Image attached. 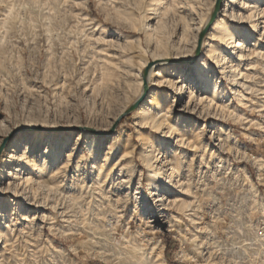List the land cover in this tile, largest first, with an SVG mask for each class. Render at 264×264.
<instances>
[{
  "label": "rangeland",
  "instance_id": "1",
  "mask_svg": "<svg viewBox=\"0 0 264 264\" xmlns=\"http://www.w3.org/2000/svg\"><path fill=\"white\" fill-rule=\"evenodd\" d=\"M151 1L0 0V140L13 133L71 128L45 130L41 143L22 141L21 150L44 162L41 179L58 186L66 199L53 207L50 195L43 206H35L12 191H0L8 232L7 241H0V264H264V0L257 27L246 17L225 14L254 35L242 64L243 85L206 57L208 75L219 85L215 100L223 102L224 111L199 102L194 103L197 112L184 110L187 95L181 99L175 89L162 101L173 106L175 119L187 121L185 137L195 142L183 148L173 138L165 147L177 149L178 179L184 182L183 190H169L165 210L149 188L139 151L140 133H147L152 145L167 137L137 120L139 105L119 118L134 104L139 84L148 92L155 52L170 57L164 71L173 64L196 67L190 57H173L188 54L196 37L194 52H203L217 0H162L168 8L164 14L152 10ZM190 77L194 94H208L194 71ZM164 87L154 86L152 97ZM236 87L242 96L234 94ZM227 109L239 117L231 118ZM36 123L48 127H31ZM222 131L224 149L215 146ZM49 133H56L53 152L65 153L61 160L39 156ZM90 141H96L95 153L87 151ZM106 154L103 180L121 155L123 173L114 170L97 186L99 171L92 164ZM32 169L29 163L27 171ZM17 204L25 206L23 212L15 210ZM43 212L49 214L46 219Z\"/></svg>",
  "mask_w": 264,
  "mask_h": 264
},
{
  "label": "bare ground",
  "instance_id": "2",
  "mask_svg": "<svg viewBox=\"0 0 264 264\" xmlns=\"http://www.w3.org/2000/svg\"><path fill=\"white\" fill-rule=\"evenodd\" d=\"M260 1L261 0H224L223 8L220 10L221 13L214 20L209 32L207 33V35L205 37V40L203 43L204 44L203 52L199 53L198 55L195 54V52H194L195 46L197 44V39H198V37H196V41H195L196 44L193 46L192 50L190 52H188V54H186V55L185 54H181V55L177 54L173 57L174 59L190 57V58H192L191 61L195 62L193 64L196 66L195 68H191V67H187V66L180 67V65H178V64H173V65L169 66L164 71V65L167 63V59L170 57L166 55L167 54L166 52L165 53L155 52L153 54V59L150 61L152 67L150 68V70H149L150 72H149L148 76L146 77L147 81L149 83L151 82L152 84L150 85L149 90H148L145 98L143 99V101L140 102L138 109L135 111V116L141 124L146 125L152 129H156V131L159 130L160 132H162L163 136L167 137L166 141H164V139H163V140L159 141L158 145H152L153 143H152L149 135L147 133H144V132L140 133V137H141V141H142V144H141L142 147L139 151V153H140L139 155H140V158L143 160V162H144V164H145V166L149 172L148 185H149V188L151 189V192L154 194L156 202H159L160 210H165L166 205L169 203L167 193L169 192V190L171 188H174L176 191L177 190L178 191L183 190V188H184V186H183L184 182L180 181L178 179L179 176L181 175V172H180V168H179L180 161L178 158L177 149H173L171 151H165V147L166 146L168 147L170 141L173 138H176V143L183 148L184 147H191L195 143L194 142L192 144V141L189 138L185 137V130L187 128V121L183 120V119H175L173 106L164 105L162 103V101L164 99H166L169 96V94H171L170 89H175V90H177L178 96L181 99L186 98V95H187L188 101L185 105L184 110H188L189 108H191V112H193V113H195V111L197 112L198 109H197L196 105H194L195 102H199V104H202L203 107L204 106H206L208 108L215 107V108L221 109L223 111L225 110L224 109L225 105L223 104V102L222 101L219 102V101L215 100L216 96H217L216 95V93H217L216 89L219 88V85H218V81L211 80L210 76L208 75L210 73V71L207 68L206 57L207 58L209 57L211 59V61L213 60L214 63L219 65V67L221 68V73L224 74V76H226L228 79L233 81L235 84L239 85V87L241 85H243L241 79H244L246 77V74H245L244 70L242 69V64L245 60H247V58L251 54L250 53L251 46H250L249 42L252 38H254V35L252 33V30H250L248 28H243V26L238 25V24H231L227 20V18L225 17V14L231 13L234 17L235 16H238L241 18L246 17L252 21L253 27H257L258 24H257L256 17L258 15ZM163 3H164V1H162V0H153V1H151V7H152L151 9L152 10H161L160 12L164 11L163 14L167 13L168 8L164 7ZM11 7H12V5H11ZM9 10H10V8H9ZM145 25L148 26V24H145ZM226 48H227V50H229L228 53H225ZM180 49L181 48L178 47L177 51H179ZM147 63H148L147 61H144L143 62L144 66ZM193 71L198 75V80H200L201 83L204 84L205 87H207L206 91H208V94H206V95L194 94V91L191 89V87H192L191 83L193 82V80H192V77H190V75ZM140 82L142 83V81H140ZM164 85L167 86V88L164 87V88L157 90L153 94V97H152L153 87L154 86H156V87L164 86ZM239 87L233 88L234 94L236 96H240V95L242 96ZM142 92H143V88H142L141 84H139L137 98L135 99V101L141 96ZM217 97H219V96H217ZM152 100L154 101V103L151 105ZM229 109H231V108H229ZM181 110H183V109H181ZM235 113L238 115L237 112H235ZM235 113H233L232 111H229L228 114H229V116H231V118L232 117L237 118V115ZM221 114H223V112ZM238 117H239V115H238ZM36 124L31 125V127L32 126L33 127H48V125H43L44 123L43 124H37V125ZM97 130L101 131V132L106 131V130H101V129H97ZM86 131L89 132L88 130H86ZM222 132L223 133L217 134L215 136V137H217V139H219L218 142L215 141V146H218L220 149H224V145H225L224 139H222V137L225 136L226 133H224V131H222ZM60 134H63V133L60 132ZM44 135H45V130L43 128V129H38L32 133H28L25 135H21L20 133H17L8 139V141H7L6 145L4 146V148L1 152V155H0V191H5V192L6 191H12V193L16 197H22L23 200H28L31 205L35 204V206H43L42 204H45L44 202H46V200H48L49 197H51L50 195H52L53 202L51 201L52 202L51 206L57 207V206H59L58 201L60 199H62V200L66 199V194L63 191L59 192L58 186L49 185L48 183H45L41 179V176L44 174V172H43V170H44L43 163L44 162L34 161L35 154L34 155L30 154L28 152V150H25V151L23 149H22L23 151L21 150L22 145H24L22 143L23 140L27 144L31 143V142H33V143L34 142H40L41 143V140L44 137ZM20 136L23 139H21ZM55 136H56V133H49L48 146L39 155L40 158L42 157V155H44L46 157H51L52 160H50V161H58V160H61L62 157L65 155V153L63 152L62 149L59 152H56V153L53 152ZM212 136L213 135H211V138H212ZM2 140H0V143H2ZM96 145H97L96 141H90L87 144V151L93 152V149ZM62 146L63 147L66 146V141L62 142ZM20 150L22 151L21 153H20ZM93 153H95V152H93ZM89 154H91V153H89ZM202 154H204V153H202ZM71 155H72V153H69L67 155V157L70 158ZM108 158H109L108 154H106L104 158L99 159V160H95L94 164H92L93 165L92 168L99 171V174H98L97 179H96L97 183H95V185H97V186L98 185L101 186L102 183H105L106 180L111 176V174L114 170L118 169L117 171L119 172V174L123 173V165H124L123 163H124L125 157H124V155H121L115 161L116 165H114V167H112L111 170L108 171V173L107 172L105 173L106 179L103 180L102 172L106 168V163L109 160ZM45 159L46 158H43V160H45ZM201 159L203 160L204 156H202ZM16 162H18L17 163L18 166L15 167L14 164ZM29 163L33 164V169H32V171L28 172L27 166L29 165ZM120 166H121V168H119ZM190 167H191V165L189 163L187 168L190 170ZM13 169H14V171H13ZM124 169H125V167H124ZM129 169H127V170H129ZM36 171H38L37 174H39V177L35 176ZM125 172H126V170H125ZM126 180L127 179H125V180L123 179L124 182ZM57 194H59V195H57ZM94 194H95V192H94ZM53 195H54V197H53ZM24 207L25 206L23 204H17L15 206V210L23 212L22 209H24ZM3 208H4L3 204L0 201V241H3L8 235L7 230L4 229V226H5L4 222H5V219L7 217V214L4 213ZM46 208H48V207H46ZM118 208H119V206H118ZM100 210H101V208H100ZM65 211H68V210L66 209ZM46 212H43L41 215L43 217V219H46L49 215ZM59 212H60V210H59ZM97 213H99V212H97ZM22 215H25V214L22 213ZM27 215H28V213H27ZM57 216H58V214H57ZM106 216L107 215H105V217ZM160 216H164V214H160ZM99 217H100V215H99ZM26 218H25V220H26ZM29 219H31V218H29ZM29 219L27 218V220H29ZM106 219L107 218H105V220ZM50 221H52V220H50ZM51 226H53V224L50 225V227ZM52 228H54V227H52ZM262 235H264V234L262 233ZM6 241H7V238H6ZM139 260H140V258H139Z\"/></svg>",
  "mask_w": 264,
  "mask_h": 264
},
{
  "label": "water",
  "instance_id": "3",
  "mask_svg": "<svg viewBox=\"0 0 264 264\" xmlns=\"http://www.w3.org/2000/svg\"><path fill=\"white\" fill-rule=\"evenodd\" d=\"M221 3H222V0H217L216 5H215V9H214V11H213V13H212V15H211V17H210V20H209V22H208V26H210V24H211V23L214 21V19L216 18V16H217L219 10L221 9ZM203 36H204V32H203L202 35H201V41H202V39H203ZM147 89H148V86L145 84V87H144V90H143V93L141 94V96H140V97L134 102V104H132V106H131L127 111H125V112L120 116L119 120L122 119L125 115H127V114L130 113V112H132L133 110H135V109L138 107V105L140 104V102L143 100V98H144V96H145V94H146V92H147ZM69 129H71V128H45V130H48V131H61V130H69ZM77 129H79V130H80V129L91 130L93 133H95V134H99V135H104V134H106L105 131H104V132H101V131H98L97 129H94V128H91V127H84V128L79 127V128H77ZM13 134H14V133H13ZM13 134H10L9 136H7V137H5V138L3 139V142L0 144V155H1V152H2V150H3V148H4V146L6 145L8 139H9L11 136H13Z\"/></svg>",
  "mask_w": 264,
  "mask_h": 264
},
{
  "label": "built area",
  "instance_id": "4",
  "mask_svg": "<svg viewBox=\"0 0 264 264\" xmlns=\"http://www.w3.org/2000/svg\"><path fill=\"white\" fill-rule=\"evenodd\" d=\"M262 233L264 234V228H263V230H262Z\"/></svg>",
  "mask_w": 264,
  "mask_h": 264
}]
</instances>
